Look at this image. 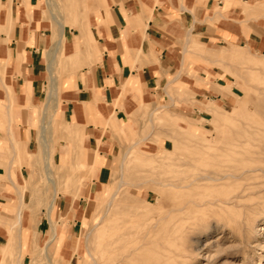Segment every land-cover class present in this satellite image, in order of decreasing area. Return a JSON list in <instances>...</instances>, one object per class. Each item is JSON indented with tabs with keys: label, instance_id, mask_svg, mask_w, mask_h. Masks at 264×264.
<instances>
[{
	"label": "rangeland",
	"instance_id": "374dc122",
	"mask_svg": "<svg viewBox=\"0 0 264 264\" xmlns=\"http://www.w3.org/2000/svg\"><path fill=\"white\" fill-rule=\"evenodd\" d=\"M54 2L0 1V34L8 41L34 18L50 39L36 139L24 130L7 133L8 112L0 116V264H264V0L247 6L252 38L201 50L204 95L172 85L161 101L140 102L131 124L112 118L109 137L93 147L55 110L49 66L60 37L50 10L66 19V39L53 65L60 104L72 80L67 77L81 74L100 53L88 28L93 34L95 19L111 5ZM9 9L13 27L7 25ZM72 40L83 49L79 58L68 54ZM5 67L0 62L3 81ZM190 75L198 71L192 67ZM16 105L11 102L10 113L18 123ZM43 124L51 125L44 135L54 182L44 164Z\"/></svg>",
	"mask_w": 264,
	"mask_h": 264
},
{
	"label": "crops",
	"instance_id": "0c3cea01",
	"mask_svg": "<svg viewBox=\"0 0 264 264\" xmlns=\"http://www.w3.org/2000/svg\"><path fill=\"white\" fill-rule=\"evenodd\" d=\"M258 2L261 0H107L110 11H101L94 21V42L100 53L81 74L67 77L72 80H66L62 102L56 100V112L73 129L87 134L93 147L96 140L109 137L112 118L131 124L129 119L136 120L140 102L161 101L172 85L185 84L196 95H204L202 62L206 56L201 50H217L252 38L247 6ZM27 23L12 31L10 41L0 34V62L6 64L7 73L5 81L0 77V116L4 110L8 112L7 133L17 135L24 130L33 141L36 118L46 101L50 39L42 26L37 28L35 18ZM68 46V54L76 51L75 41ZM194 57L197 62L191 65ZM192 67L198 71L196 77L190 75ZM12 101L17 104L13 117L18 123L11 119ZM107 144L106 149L110 148ZM3 198L0 195V204L5 203Z\"/></svg>",
	"mask_w": 264,
	"mask_h": 264
},
{
	"label": "bare ground",
	"instance_id": "6f19581e",
	"mask_svg": "<svg viewBox=\"0 0 264 264\" xmlns=\"http://www.w3.org/2000/svg\"><path fill=\"white\" fill-rule=\"evenodd\" d=\"M1 1V0H0ZM46 2H47V4L51 7V6H54V5H56L55 4V2H54V0H46ZM55 7V6H54ZM50 10V9H49ZM57 11V10H56ZM33 12V10L32 9H30V13H32ZM50 12H51V19H52V21H53V23L54 24H56L57 26H58V31H59V40L56 42V44H55V48H54V54H56L57 52H59L60 51V49L62 48V45H64L63 43H64V39H66V19L61 15V14H59V13H56L54 10H50ZM151 14V13H150ZM11 11H10V9H9V18H8V23H7V25H10V26H14V22L11 20ZM1 24L2 23H0V26H1ZM4 25V24H3ZM88 33H89V35H90V41L93 43L94 41H95V37L93 36V34H92V30L90 29V28H88ZM62 50V49H61ZM64 50V49H63ZM83 50V49H82ZM82 50H80V48L79 49H77L74 53H72V54H70L71 55V57L73 58H75V57H77V58H79V54L82 52ZM18 51V50H17ZM62 52V51H61ZM53 54V56H52V60H51V63H50V74H51V77H52V82H53V84H52V92H51V95H52V98H55V101L56 100H58L59 98H58V94H57V85H56V81H55V78H54V71H53V69H54V60H55V55ZM19 58H20V56H19ZM51 97V96H50ZM51 121V120H50ZM66 121V120H65ZM59 122V121H58ZM75 124V123H74ZM50 124H48V126H49ZM46 124H43V126H42V131H43V136H44V138H43V141H44V143H45V146H46V150H47V152L45 153V158H46V160H45V169H46V173H47V176H48V178L51 180V182H54L55 181V179H54V177H53V175H52V170H51V165H50V161H49V157H50V153H49V151H48V149L47 148H49L48 146L49 145H47V139L45 138V135H44V133L45 132H47L46 131V129H47V127H48ZM51 126V125H50ZM50 126H49V128H50ZM75 127H76V125H75ZM75 130H77V131H79L78 130V128L76 127L75 128ZM10 168V167H9ZM93 169V168H92ZM9 170V169H8ZM247 171H248V169H247ZM254 171V170H253ZM9 173H10V171H9ZM244 173V172H243ZM53 174H54V172H53ZM261 175V174H260ZM201 178H202V176H200ZM226 177V176H225ZM241 177V176H240ZM209 178V177H208ZM224 178V177H223ZM197 179V178H196ZM244 179V178H243ZM11 181L12 182H14L13 181V179L11 178ZM195 181V180H194ZM216 181V180H215ZM253 182V181H252ZM15 183V182H14ZM13 183V184H14ZM251 183V182H250ZM55 184V183H54ZM53 184V185H54ZM245 184V183H244ZM15 185V187L16 188H18L17 186H16V184H14ZM55 187H56V185H55ZM244 188V187H243ZM56 189V188H55ZM240 192H242V191H240ZM248 194V193H247ZM244 196V195H243ZM21 199H23V197H22V195H21ZM216 199V198H215ZM56 202H57V192L55 193V196H54V198H53V200H51V202L49 203V208H48V214L50 215V213L53 211V209H54V207L56 206ZM226 204H228V203H226ZM17 225H16V228H17V234H16V237L18 238V241H17V253H19V256L21 255V253L23 252V235H22V228H23V225H22V216L20 215V214H18V217H17ZM90 232V231H89ZM57 235V234H56ZM19 259V258H18Z\"/></svg>",
	"mask_w": 264,
	"mask_h": 264
}]
</instances>
